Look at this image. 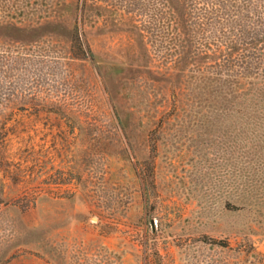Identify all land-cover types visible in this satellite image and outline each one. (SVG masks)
Here are the masks:
<instances>
[{"label": "rangeland", "instance_id": "obj_1", "mask_svg": "<svg viewBox=\"0 0 264 264\" xmlns=\"http://www.w3.org/2000/svg\"><path fill=\"white\" fill-rule=\"evenodd\" d=\"M95 1L0 0V264H264V43L237 113Z\"/></svg>", "mask_w": 264, "mask_h": 264}, {"label": "trees", "instance_id": "obj_2", "mask_svg": "<svg viewBox=\"0 0 264 264\" xmlns=\"http://www.w3.org/2000/svg\"><path fill=\"white\" fill-rule=\"evenodd\" d=\"M92 3L97 15L114 12L108 2ZM123 8L131 14V24L146 47L153 41L165 50L172 70L202 72L208 69L207 59L211 58L217 70L212 80L203 79L201 90L212 86L220 106L239 108L237 113L249 107L247 93L234 84V74L225 70L235 52L246 56L250 43L256 53L263 52L264 0H125ZM209 36L219 42L212 55L207 45H198Z\"/></svg>", "mask_w": 264, "mask_h": 264}, {"label": "water", "instance_id": "obj_3", "mask_svg": "<svg viewBox=\"0 0 264 264\" xmlns=\"http://www.w3.org/2000/svg\"><path fill=\"white\" fill-rule=\"evenodd\" d=\"M151 222H152V225L154 226V220H153V219H152V221H151Z\"/></svg>", "mask_w": 264, "mask_h": 264}]
</instances>
